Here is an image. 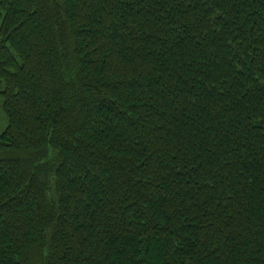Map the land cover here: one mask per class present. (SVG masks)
I'll return each mask as SVG.
<instances>
[{
    "label": "trees",
    "instance_id": "1",
    "mask_svg": "<svg viewBox=\"0 0 264 264\" xmlns=\"http://www.w3.org/2000/svg\"><path fill=\"white\" fill-rule=\"evenodd\" d=\"M0 264H264V0H0Z\"/></svg>",
    "mask_w": 264,
    "mask_h": 264
},
{
    "label": "rangeland",
    "instance_id": "2",
    "mask_svg": "<svg viewBox=\"0 0 264 264\" xmlns=\"http://www.w3.org/2000/svg\"><path fill=\"white\" fill-rule=\"evenodd\" d=\"M2 119V117H1V112H0V120ZM2 121V120H1ZM2 125V123H0V126Z\"/></svg>",
    "mask_w": 264,
    "mask_h": 264
}]
</instances>
